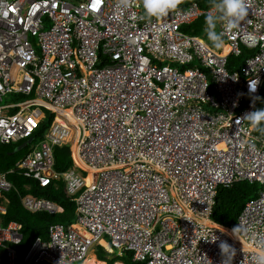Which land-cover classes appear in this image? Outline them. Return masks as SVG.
Returning <instances> with one entry per match:
<instances>
[{
	"label": "built area",
	"instance_id": "1",
	"mask_svg": "<svg viewBox=\"0 0 264 264\" xmlns=\"http://www.w3.org/2000/svg\"><path fill=\"white\" fill-rule=\"evenodd\" d=\"M203 16L215 46L208 25L182 30ZM263 84L264 0H0V145L54 114L0 171V264H85L93 247L141 264H264V133L250 123ZM65 146L72 166L58 172ZM13 174L62 182L76 204L22 259V226L2 223ZM240 182L257 196L234 227L215 223L217 189ZM22 206L60 212L33 195Z\"/></svg>",
	"mask_w": 264,
	"mask_h": 264
},
{
	"label": "trees",
	"instance_id": "2",
	"mask_svg": "<svg viewBox=\"0 0 264 264\" xmlns=\"http://www.w3.org/2000/svg\"><path fill=\"white\" fill-rule=\"evenodd\" d=\"M201 4L202 6L204 5V3ZM213 23L217 25L216 20H208V18L203 16L194 24L184 26L182 30L197 35L202 33L204 25H208L211 31H213ZM212 38H216V36L209 33L208 40ZM209 42L215 46L212 40H209ZM251 54H253L252 51L248 52L243 50L241 56H229L227 61L228 70L233 72L240 69ZM53 117L54 114L46 111L45 119L41 122L39 129L33 135L36 141L44 138ZM250 123L255 126L256 133H264V84L260 90L254 115ZM21 144H23V142L0 145V171H8L11 169L27 152L28 149L15 152L17 147ZM54 154L56 171L62 172L72 166L70 148L68 146L56 148ZM8 179L12 183L13 188L5 195L7 214L2 217V223L4 226H7L11 222H16L22 226L23 240L18 246H15L19 258L22 259L37 238L44 240L48 239V230L51 225L64 224L68 226L75 222L76 204L72 198L68 196L66 187L62 182L58 183L57 186L53 183L47 187H42L39 183L18 174L10 175ZM26 186H30V189H27ZM258 190V184H250L248 182H240L230 188L220 187L213 209V221L225 227H234L246 203L257 196ZM27 195L50 200L60 207V212L55 215H49L43 212L32 214L26 211L22 206V199ZM97 249L99 260L107 262V264H115L117 262H122L123 264H141L133 262L131 253L117 256V254H107L102 247H98ZM112 256L115 257L114 260L109 259Z\"/></svg>",
	"mask_w": 264,
	"mask_h": 264
},
{
	"label": "rangeland",
	"instance_id": "3",
	"mask_svg": "<svg viewBox=\"0 0 264 264\" xmlns=\"http://www.w3.org/2000/svg\"><path fill=\"white\" fill-rule=\"evenodd\" d=\"M154 5H157V4H154ZM201 8H203L202 7V4H201ZM212 30L213 31H211L210 33H212L213 35H215V36H218V26L216 25V24H212ZM203 33V35L205 34V32H202ZM202 33L201 34H197L196 36H201L202 35ZM217 43H218V45L221 47H223V44L221 43V41H216ZM224 50V49H223ZM221 51H222V49H221ZM16 99H15V96H11V101L12 102H14ZM91 257H96L98 260H99V257H98V249L96 248V247H93L91 250H90V252H89V255H88V257H87V260H90L91 259ZM110 259V258H109ZM95 261H97V260H95ZM87 262V261H86ZM86 262H85V264H86ZM104 263V262H103ZM118 263V262H117ZM117 263H115V264H117Z\"/></svg>",
	"mask_w": 264,
	"mask_h": 264
},
{
	"label": "water",
	"instance_id": "4",
	"mask_svg": "<svg viewBox=\"0 0 264 264\" xmlns=\"http://www.w3.org/2000/svg\"><path fill=\"white\" fill-rule=\"evenodd\" d=\"M33 138L28 139L26 142H24L23 144H21L20 146L17 147L16 151H21L23 150L28 144H31L33 142ZM114 256L110 257V260H114Z\"/></svg>",
	"mask_w": 264,
	"mask_h": 264
},
{
	"label": "bare ground",
	"instance_id": "5",
	"mask_svg": "<svg viewBox=\"0 0 264 264\" xmlns=\"http://www.w3.org/2000/svg\"><path fill=\"white\" fill-rule=\"evenodd\" d=\"M224 53L226 54L227 52H228V49L227 48H224ZM223 51H221V52H223ZM229 56H233V55H229ZM228 56V57H229ZM236 57V56H235ZM219 191V188L217 189V192ZM96 259L94 258V257H91V259L90 260H87V262H86V264H105V263H103V262H97V261H95ZM118 264H120V263H118Z\"/></svg>",
	"mask_w": 264,
	"mask_h": 264
},
{
	"label": "clouds",
	"instance_id": "6",
	"mask_svg": "<svg viewBox=\"0 0 264 264\" xmlns=\"http://www.w3.org/2000/svg\"><path fill=\"white\" fill-rule=\"evenodd\" d=\"M194 23H195V22H194ZM194 23H193V24H194ZM191 25H192V24H191ZM51 122H52V121H51ZM40 125H41V124H40ZM39 127H40V126H39ZM48 128H49V127H48ZM47 130H48V129H47ZM32 138L34 139V137H32ZM41 140H42V139H41ZM41 140H39V141H41ZM33 141H34V142H38V141H36L35 139H34ZM24 142H26V141H24ZM24 142H23V143H24ZM28 145H29V144H28ZM100 261H101V260H100ZM101 262H104V261H101ZM106 263H107V262H106ZM118 263H122V262H118ZM122 264H123V263H122Z\"/></svg>",
	"mask_w": 264,
	"mask_h": 264
},
{
	"label": "crops",
	"instance_id": "7",
	"mask_svg": "<svg viewBox=\"0 0 264 264\" xmlns=\"http://www.w3.org/2000/svg\"><path fill=\"white\" fill-rule=\"evenodd\" d=\"M118 264V263H117ZM120 264H122V263H120Z\"/></svg>",
	"mask_w": 264,
	"mask_h": 264
}]
</instances>
